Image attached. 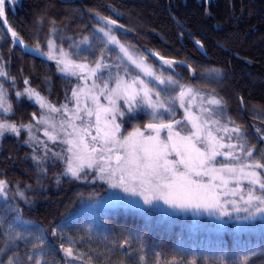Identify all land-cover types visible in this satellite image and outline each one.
Here are the masks:
<instances>
[{"label": "trees", "instance_id": "16d2710c", "mask_svg": "<svg viewBox=\"0 0 264 264\" xmlns=\"http://www.w3.org/2000/svg\"><path fill=\"white\" fill-rule=\"evenodd\" d=\"M14 5L12 8L7 4L9 23L27 44L36 47L39 42L44 52H48L46 41L54 35L66 50L72 42L68 37L79 42L81 36H88L94 51L98 52L104 43L95 31L101 23L97 13L116 20L117 25H123V28L111 25L117 36L149 60L158 62L150 54L156 51L163 57L184 61L185 64L174 65L182 82L191 80L219 91L230 107V117L244 129L250 144L264 151V140H261L264 136V0H15ZM75 8L82 18L74 13ZM41 16L44 17L42 25L37 22ZM52 20L56 21L55 25L51 24ZM52 27L58 32L50 36ZM0 30L3 35L0 56L16 84L23 88V80L27 78L50 101L58 104L68 100L73 77L58 73L55 60L12 47L11 37L3 26ZM196 41L202 44L205 54ZM84 57L82 61L96 58L88 52H84ZM188 65L196 69V76H192ZM213 69L222 75L217 76ZM240 97H243V107ZM9 99L15 112L9 115L11 121L30 122L31 114L39 111L38 105L26 98L17 104L14 90ZM146 122L147 118L140 115L124 126L130 131L134 124L143 126ZM23 140L22 130L20 137L5 134L0 141V179L6 180L10 188L17 183L35 188L38 179L31 149ZM60 165H51L49 169L55 171L53 168L58 169ZM76 181L62 178L46 192H33L38 197L30 204L14 198L13 203L23 213L21 220L13 219L15 214L8 213L10 227H0V264H6L9 257L20 264L26 259V253L34 258L39 256L41 264H136L134 256L126 255L127 246H117L124 238L122 233L142 236L143 255L148 264H156L155 255L163 264H172L174 259L184 264H192L193 260L195 264H217L221 257L224 264H231L253 250L260 253L264 249V221L257 223L258 228H246L242 232L231 226L218 231L207 217L195 222L191 215L164 216L154 212L148 217L119 207L95 213L81 211ZM27 197L31 199L29 194ZM106 212L107 219L102 220ZM89 226L90 232L86 231ZM54 227L76 241L74 254L87 255L66 262L60 244L70 245L50 235ZM13 230L25 234L43 230L47 244L33 252V236H28L27 242L6 243L3 233ZM89 255L92 261H88ZM249 264H264V254L250 256Z\"/></svg>", "mask_w": 264, "mask_h": 264}, {"label": "snow or ice", "instance_id": "6c2138e0", "mask_svg": "<svg viewBox=\"0 0 264 264\" xmlns=\"http://www.w3.org/2000/svg\"><path fill=\"white\" fill-rule=\"evenodd\" d=\"M7 3L8 0H0V26L7 24V20L2 19L6 13ZM97 16L110 25H117L116 20L99 16L98 13ZM37 22L42 25L44 17H39ZM55 23V20L51 21V24L55 25ZM117 26L123 28V25ZM6 31L11 35L12 47L23 46L27 49L28 46L16 31L10 27ZM56 31L57 29L52 27L50 36ZM95 31L103 33L106 38L103 41L104 47L98 52L94 51L92 40L88 36H81L79 42L68 37L67 39L72 42L67 51L61 44L57 52V46L52 38L46 41L48 52L42 51L39 42L32 50L48 60H55L58 73L65 77H76L85 82L94 78L91 87L99 89V95L92 93L91 90L87 94L91 97L94 107L89 108L85 104L83 109L79 106V97L84 89H80L79 92L75 89L72 91V97L77 102L73 119L83 121L85 124L83 128L69 122L72 130L68 132L64 128L65 121H60V129L65 132L63 138L54 131L50 132L48 128L44 129V136L49 141L53 144L59 141L61 145L68 147L53 151L47 142L35 135L33 130L40 131L37 126L41 124L48 125L53 130L56 129V124L49 120L43 111L39 117L36 112H33L29 123L21 121L18 124L6 118L8 115H15V112L13 103L9 99V90L2 80H0V141L5 134L20 137L23 130L27 133V139L23 140V143L33 148L31 159L41 173L46 174L48 171L46 167H43L44 164L49 161L54 164L59 160L65 165L62 173L64 176L89 184L103 181L107 185L103 193L92 191L87 195L83 192L78 194V201L81 204L91 201L89 207L93 209L112 206L150 217L152 213L162 210L163 204L168 206L173 215L191 213L196 217L206 214L215 219L222 228L233 222L236 223L237 228H240L244 222L264 221V175H262L264 151L256 149L254 144H249L246 148L245 144L221 143L224 137L217 138L209 127L210 124H220L219 117L224 116L223 109L226 107V101L215 94V89L204 92L193 84L182 83L180 78L173 75L174 65L183 64L184 61L166 60L160 57L167 65L169 73L165 77L164 69H161V75H157L144 63L142 56L139 58L134 56L129 48L112 35L111 29L99 27ZM195 43L200 44L199 41ZM108 45L115 47L108 48ZM116 48L119 52H116ZM84 52L96 57L93 61L94 67H89L87 62H80L82 58L86 59ZM105 52L114 54L115 62L108 63L104 57ZM120 53H123V57ZM129 65L134 66L139 72L134 73ZM188 68L191 69V65H188ZM211 71L216 72L217 76L222 75L217 69ZM140 73L149 79L142 78ZM191 73L192 76H196V69H191ZM0 77L11 80L12 87L15 88V77L9 75L3 62H0ZM97 80L103 87L97 83ZM23 83L26 85L23 91H15L17 104L20 103L21 98H26L34 105H38L39 110L47 109L52 113L69 111L67 103L57 107L37 89L27 86L29 85L27 78L23 80ZM100 96L108 102L107 106L99 103ZM197 98H199L198 104L195 103ZM240 104L243 107V97H240ZM193 106L197 111H193ZM178 109H183L180 119L176 118ZM81 111H84L87 117L95 115V135L89 132V127L92 126L90 122L84 121V118L79 115ZM102 113L103 124L101 123ZM141 114L147 117L143 128L139 124H134L131 131L123 129L124 124L138 119ZM227 120L235 125V121L230 116ZM216 131L240 133L241 129L238 125L232 128L224 126L217 127ZM256 131L259 133L260 130L256 129ZM88 136H91V146L86 142ZM261 140H264V136H261ZM197 143L201 147H197ZM237 147L247 157L252 158V163L232 166L223 161H217L218 156L239 160L240 157L236 156L234 151H220L224 148L235 150ZM38 151L42 155H37ZM113 160L115 163L112 162ZM218 163L219 168L216 167ZM245 169L249 171L246 172ZM258 169L260 171H257ZM222 173L229 174V178L225 179L223 175H220ZM216 180H220V184H216ZM245 181L247 187L244 186ZM230 182L234 184L231 188L228 186ZM56 183H60L59 177ZM27 187L31 188V185ZM219 188H223L224 191L218 192ZM8 189V182L0 179V200L3 201V204H0V227L6 228L10 227L6 219L8 213H14L15 220H21L22 217L23 210L18 204L13 203L14 198L19 197L26 203H30L25 191L20 189L18 183L14 196L9 195ZM107 216L106 212L101 219L105 220ZM86 231H91L90 226ZM50 235L70 245L65 247L63 242L60 244L66 262L69 259H83L87 255L73 253L76 241L63 230L54 227ZM121 235L124 238L117 246L120 248L127 246L126 255L134 256L136 264H148L143 255L142 236L133 237L131 233ZM28 236L34 237L31 243L33 252L47 244L43 230L39 233L28 232L27 234L18 230L3 233L6 243L27 242ZM78 239L82 240L84 237H78ZM113 243L116 241L114 240ZM258 254H264V249L260 253L253 250L238 260L232 261L231 264H249L250 256ZM15 255L14 252L13 256ZM154 258L156 264H163L158 255ZM87 259L92 261L93 258L89 255ZM6 264H17V262L9 257ZM20 264H41V258L39 256L34 258L26 253V259ZM172 264H184V261L176 262L174 259ZM192 264H195L194 260ZM217 264H224L222 257Z\"/></svg>", "mask_w": 264, "mask_h": 264}, {"label": "rangeland", "instance_id": "374dc122", "mask_svg": "<svg viewBox=\"0 0 264 264\" xmlns=\"http://www.w3.org/2000/svg\"><path fill=\"white\" fill-rule=\"evenodd\" d=\"M75 12L78 13V16L82 18V15L80 14L78 8H75L74 13ZM71 15H73V13ZM101 23H102V26L100 25ZM101 23L99 22V24H98L99 26L97 25L96 27H98V28L99 27H104L106 30L107 29H111V34L114 35V36H116L117 39L122 44H124L125 47L129 48L130 52H132L134 54V56H136L137 58H139V57L142 56L144 58V63L146 65L150 66L152 68V70L157 75H161V69H164L163 75L165 77L168 75L169 69L167 68V65L164 63L163 60L158 59L157 60L158 62H155L154 63L152 60H149L148 57L146 55H144L143 52H140V51L136 50L131 45H129L126 42L122 41L117 36V33L115 32V30L112 28V26L110 24L106 23L103 20H101ZM105 24H107V26H105ZM57 32L58 31H56V33ZM99 34H100L102 40L105 41L106 38L103 36V33H100L99 32ZM0 37H3L1 30H0ZM50 38H52L55 41V44L57 46V52H58V48H59L60 44H58L57 41L55 40L56 39V35H54V37H50ZM90 40H92V39L90 38ZM114 47L115 46H113V45H108V48H114ZM48 51H49V49H48ZM116 52H119V49L118 48H116ZM153 52H156V51H153ZM54 54H56V53H54ZM120 55L123 57V53H120ZM104 57H105V59L107 60L108 63L115 62V56H114V54H110L108 52H105L104 53ZM164 58L166 60H172L173 59V58H169V57H164ZM94 59L95 58H93L91 61H89V60L88 61H86V60H83V61L80 60V62H87V63H89V67H94L95 66L94 63H93ZM0 62H3V60L0 61ZM127 63H128L127 60H125V64H127ZM4 67H5V70L8 72V69L9 68L7 67V65L4 64ZM129 68L134 73L135 72H139V70L138 69H135V67L132 66V65H129ZM193 69H195V68H193ZM190 73H191V70H190ZM121 74H123V73H121ZM85 75H87V73H85ZM140 75L142 76V78H144L146 80L149 79L147 77H143V73H140ZM173 75H175V76L178 75V73H176V70L173 73ZM177 77L179 78V76H177ZM73 79H74V83L72 85L71 95H70V97H69L68 100L56 104V103L50 101L47 98L51 103L55 104L57 107H59L61 104L67 103L68 104V109H69L68 112H66V113H52V112H49L47 109H44V110H39L38 113H37V117H39L41 115V111H43V113L49 118V120H51L53 123L56 124V129L55 130L49 128V126L48 125H45V124H41V125H38L37 126L40 129V131L37 132L35 129L33 130L34 133H35V135H37L40 138V140H43V141L47 142L48 145H49V147L52 148L53 151H60L62 148H66L68 146L67 145H61L59 143V141H57L55 144H53L51 141H49L48 138L46 136H44V129L45 128H48V130L50 132L54 131L55 134H58L61 138H63L65 136V132L64 131H61V129H60V121H65L64 128L68 132H71V130H72L71 127H69V122L74 123L79 128H83L85 126V124H84L83 121H81V120H74L73 119L74 114H75V111H76V105H77L76 99L72 97V91H73V89H75L77 92H79L80 89H84V92L81 93V95L79 97V100H80V105L79 106H80L81 109L84 108L85 104H87V106L89 108H93L94 107V105L92 103V100H91V97L87 95L88 92H89V90H91L92 93H94L96 95H99V89H93L91 87V85H92V79H94V78L88 79L87 82H85L84 80H78L76 77H73ZM0 80H2L4 82V84H5V87L8 88V90H9V96L11 95V93H12L13 90H14V92L16 90L23 91L24 87H26V85H25L23 88H21L18 84L15 83V88H13L12 87V81L11 80H5L2 77H0ZM202 80H205V78H203ZM97 83L100 84V81L97 80ZM182 83L193 84L197 88L202 89L204 92H210L212 90V88H209L207 86H202L201 84H199V83H197L195 81H191V80L190 81H185V82L183 81ZM27 86H31V84L29 83V85H27ZM100 86L103 87L102 84H100ZM31 87H33V86H31ZM110 87H111V85H110ZM38 91L41 92L40 90H38ZM41 94L44 95L42 92H41ZM215 94H218V97H222L223 100L226 101L225 98L220 94L219 91L215 90ZM99 103L102 104V105L107 106V103L108 102L104 99L103 96H100ZM120 103H122V102H120ZM195 103L196 104L199 103V98H197V101ZM205 107H208V105H205ZM193 111L194 112L197 111V109H196L195 106H193ZM223 112H224V116L223 117H219V119H220V124L219 125H215V124H210L209 125V127L211 128V130L213 132V135H215L217 138L224 137V139L222 141H220L221 143H225V144L231 143V144H236V145L245 144V147L247 148V146L250 144V142L248 140V137L246 136V133H245L244 129L240 125H238L237 123H235V125H233V124L229 123L228 120H227V117L230 116V107H229V105H228L227 102H226V107L223 109ZM182 113H183V109H178L177 115L180 114V117H177L176 116V118L177 119H180ZM79 115L84 118V121L90 122V124L92 126L89 127V132L91 133V135H95L96 134V130H95V127H94V125H95V119H96L95 118V115H93L92 117H87L86 116V113L84 111L79 112ZM141 115L144 116L143 114H141ZM6 118L9 119V115ZM103 119H104V116H103V113H102L101 114V123L102 124H103ZM117 122L118 123L120 122V118L119 117L117 118ZM27 123H29V122H27ZM237 125L241 129V132L240 133H235V132L224 133L223 131H221V132H217L216 131V128L217 127H221L222 128L224 126H227L228 128H232V127H235ZM141 128H143V126H141ZM123 129H125V126L124 125H123ZM123 129H122V131H123ZM162 136H163V133H162ZM229 137H231V139H229ZM25 139H27V133L26 132H25ZM86 142L91 146V143H92L91 136H88L87 137ZM26 145L28 147H30L28 144H26ZM34 146H35V142H34ZM196 146L197 147H201V145L199 143H197ZM30 149H31L30 156H32V154H33V148L30 147ZM256 149H257V147H256ZM220 151H223V152L234 151V154L236 156H239L240 159L239 160L226 159L225 157L218 156L216 158L217 161H223L224 163H227V164L232 165V166H240V165H242L244 163H252V158L247 157L244 154V152H241L240 149H239V147H237L235 150L228 149V148H224V149H220ZM36 154L37 155H42V153H40L39 151ZM254 155H255V153H254ZM169 158L171 159L172 157H169ZM112 162L115 163L114 160ZM57 163H60L61 165H60V167L58 169L53 168L55 171H52L53 172V174H52V172L49 169V166L54 165V164H57ZM54 164L51 161H49L48 163H46V164L43 165V167H46L48 169L47 173L45 174V173H41L37 169L36 164L34 163V165L36 166V169H37V176H38V179H37L35 188H33L32 186H31V188H28V187H25V186L22 187V186L19 185L20 189L23 190V191H25L26 196H27V194L30 195V197H31V199L29 200L30 203L34 202L37 199V197H38V196H36L35 193L33 194V192H35V191H43V192H46L47 190H49L50 188H52L53 186H55L57 184L56 183V180H57L58 177H59L60 180L62 178H70L69 176L62 175V173L64 171V167H65V165H64V163L62 161L57 160ZM216 167L219 168L220 167V164L218 163L216 165ZM245 171L247 172V171H249V169H245ZM257 171H260V170L258 169ZM220 175H223L225 179H228L229 178V174H227V173H222ZM262 175H263V173H262ZM205 180H207V178H205ZM78 183H79V187L76 188V190L78 192H80V193L81 192L85 193V195H87L89 192H92V191H95L96 193H103L104 192V189L107 187V185L103 181H97L95 184L84 183V182H81V181H78ZM215 183L216 184H220V180H216ZM16 185L17 184H15L14 187H11V188L9 187L8 191H9L10 196H14V193L16 191ZM228 186H229V188H231V187L234 186V184L232 182H230ZM244 186L247 187V182L246 181L244 182ZM217 191L220 192V193H222L224 191V189L223 188H219V189H217ZM105 195H107V194L105 193ZM15 198H18L19 199V197H15ZM91 203H92L91 201H85L82 204L79 202V210H81V211H85L86 210V211H89L90 213H95V212H97L99 210L105 209V208H95V209H93V208L89 207V205ZM109 207H112V206H109ZM109 207H107V208H109ZM161 208H162V210H160L158 212H160L164 216H176V215L171 214V210L168 208L167 205H163L162 204ZM177 215H183L184 217H186L188 215H191V213H189L187 215H184V214H177ZM191 216L194 218V222L197 221V219H199L201 217H207V218L210 219L211 222H213L214 224H216L214 226V228L216 230L223 231L225 229V227H223V228L220 227V225L218 224V222L215 219L207 216L206 214L205 215H201V216H196V217H194L193 215H191ZM259 222H263V221L257 220V221H253V222H244V224L240 228H237V225H236L235 222L230 223L227 226H231L232 228H234L235 230H237V232H242L246 228H251V227H257L258 228L259 227V224H257V223H259ZM194 227L195 226H193L192 228H194Z\"/></svg>", "mask_w": 264, "mask_h": 264}, {"label": "water", "instance_id": "95a60500", "mask_svg": "<svg viewBox=\"0 0 264 264\" xmlns=\"http://www.w3.org/2000/svg\"><path fill=\"white\" fill-rule=\"evenodd\" d=\"M2 19H6L7 20V24L6 25H3L4 26V28H5V30L8 28V27H10L11 29H13L14 31H16L11 25H10V23H9V21H8V19H7V14L5 13V16L2 18ZM8 33V32H7ZM9 35H10V33H8ZM10 37H11V35H10ZM25 42V41H24ZM25 45H27L28 47H27V49H25L23 46H18V47H20L22 50H24L25 52H28V53H30V54H32V55H36V56H40V55H37V54H35L32 50H33V48H35V47H33V46H31V45H29V44H27L26 42H25ZM201 43L198 45L197 44V46L199 47V49L205 54L206 53V51H205V49L203 48V46L201 47ZM153 53H157V52H151V54L153 55ZM156 59H160V57H163V56H161L160 54H158V55H153ZM40 57H43V56H40ZM172 60H174V61H180V60H175V59H172ZM183 64H185V63H183ZM192 69V68H191ZM190 69V70H191Z\"/></svg>", "mask_w": 264, "mask_h": 264}, {"label": "bare ground", "instance_id": "6f19581e", "mask_svg": "<svg viewBox=\"0 0 264 264\" xmlns=\"http://www.w3.org/2000/svg\"><path fill=\"white\" fill-rule=\"evenodd\" d=\"M176 20V19H175Z\"/></svg>", "mask_w": 264, "mask_h": 264}]
</instances>
